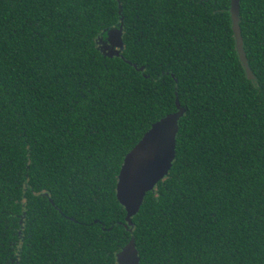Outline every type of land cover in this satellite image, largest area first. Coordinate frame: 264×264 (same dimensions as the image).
Returning a JSON list of instances; mask_svg holds the SVG:
<instances>
[{
	"label": "trees",
	"instance_id": "trees-1",
	"mask_svg": "<svg viewBox=\"0 0 264 264\" xmlns=\"http://www.w3.org/2000/svg\"><path fill=\"white\" fill-rule=\"evenodd\" d=\"M120 2L108 58L118 0H0V264H117L133 236L140 264H264V0L240 9L257 85L231 0ZM176 92V159L130 234L118 175Z\"/></svg>",
	"mask_w": 264,
	"mask_h": 264
},
{
	"label": "water",
	"instance_id": "water-1",
	"mask_svg": "<svg viewBox=\"0 0 264 264\" xmlns=\"http://www.w3.org/2000/svg\"><path fill=\"white\" fill-rule=\"evenodd\" d=\"M119 2V22L110 28L105 29L101 35L98 37L97 44L101 53L108 58H124L122 52L124 51V15L123 7ZM240 9L241 0H231L229 12L232 21V30L236 41V49L239 56V60L244 67L246 72V77L249 81H252L255 85L258 84V80L254 75V72L250 68L247 54L245 51L244 40L242 36V31L240 27ZM128 64H132L126 61ZM134 68L138 71L144 72L145 68H138L134 65ZM177 83V81H176ZM176 107L177 111L175 113L165 116L163 119L153 124L150 130L143 136V138L134 146V148L126 155L123 165L119 173L122 172L119 182L116 186V196L117 200L122 207L126 210V224L124 227L133 233L134 223L133 218L139 213L141 207L143 206L146 196L150 192H155L157 185L160 181L166 179L173 167V163L176 159V146H177V136L180 130V121L185 116L187 110L181 106L179 102L178 93L176 92ZM157 134L163 136L164 139V151L165 158L161 164L152 165L150 171L148 172L146 178L133 189L131 192V199L126 198L123 190L124 185V173L127 172L130 162L133 160L136 152L142 148L147 142L154 139ZM124 168V169H123ZM129 226L131 228H129ZM110 228L109 230H111ZM117 264H140V256L136 247V240L133 236L130 242L116 254Z\"/></svg>",
	"mask_w": 264,
	"mask_h": 264
},
{
	"label": "snow or ice",
	"instance_id": "snow-or-ice-1",
	"mask_svg": "<svg viewBox=\"0 0 264 264\" xmlns=\"http://www.w3.org/2000/svg\"><path fill=\"white\" fill-rule=\"evenodd\" d=\"M164 158V139L162 135L157 134L136 152L127 172L124 173L123 190L126 198L131 199V192L146 178L152 165L161 164ZM121 175L122 172L119 173V182Z\"/></svg>",
	"mask_w": 264,
	"mask_h": 264
},
{
	"label": "flooded vegetation",
	"instance_id": "flooded-vegetation-1",
	"mask_svg": "<svg viewBox=\"0 0 264 264\" xmlns=\"http://www.w3.org/2000/svg\"><path fill=\"white\" fill-rule=\"evenodd\" d=\"M118 181V180H117ZM161 182V181H160ZM159 182V183H160ZM158 183V184H159ZM51 202H53L52 200H50ZM126 219V218H125ZM97 222V221H96ZM124 224H126V220H125V223ZM134 227H135V225H134ZM129 228H131L130 226H129ZM104 229V228H103ZM134 229V228H133ZM127 230V229H126ZM128 231V230H127ZM129 232V231H128ZM130 233V232H129ZM130 234H132V233H130ZM22 241H23V239H22ZM138 250V249H137ZM138 253H139V251H138ZM140 256V255H139ZM141 259V258H140ZM12 262H13V260H12ZM13 263H15V264H21V248H19L18 249V251H17V257H16V259H15V261L13 262ZM140 263H141V260H140Z\"/></svg>",
	"mask_w": 264,
	"mask_h": 264
}]
</instances>
